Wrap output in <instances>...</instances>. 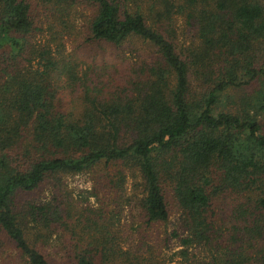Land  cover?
Listing matches in <instances>:
<instances>
[{
  "label": "trees",
  "instance_id": "1",
  "mask_svg": "<svg viewBox=\"0 0 264 264\" xmlns=\"http://www.w3.org/2000/svg\"><path fill=\"white\" fill-rule=\"evenodd\" d=\"M35 1L0 0V264H159L170 240L176 264H264V0ZM81 11L123 66L63 53ZM129 204L173 227L118 235Z\"/></svg>",
  "mask_w": 264,
  "mask_h": 264
},
{
  "label": "rangeland",
  "instance_id": "2",
  "mask_svg": "<svg viewBox=\"0 0 264 264\" xmlns=\"http://www.w3.org/2000/svg\"><path fill=\"white\" fill-rule=\"evenodd\" d=\"M35 0H31L32 3H34ZM37 1H35L36 3ZM40 7H37L35 10V13H40ZM82 15L77 18L75 21L76 29L78 30L77 35L74 37V39H67L65 41V46L63 53H70L73 58L78 60L83 67H85L87 64H90V69H95L96 71H99L103 69L105 72L108 71V63H114L116 64H122V56L119 54L120 52L117 50L110 49L107 45H99L94 42H90L86 40V36L83 34V26L86 21V11L80 12ZM177 24L180 27L181 20L177 19ZM181 27L179 28V30ZM35 42L37 43H43L44 42V36H36ZM138 53L140 55L145 54L147 51L143 48H138ZM142 49V50H141ZM135 55V52L127 51L124 53L123 58L124 62L127 60H132L133 56ZM65 93L64 92H60ZM70 99L69 95L66 93V95L62 96L61 105L63 108H67L70 106ZM134 179L128 178L124 184L125 190L124 192L129 195L132 193V185L134 183ZM66 188L70 190L71 195L74 200L78 201V206L83 202V198L85 199L86 191L89 190L90 186L92 185L91 175L86 173H78L74 175L67 176L64 180ZM133 194H136V192H133ZM46 195V190L44 191H38L33 192L31 194V197L37 200H42V198ZM88 203H90L93 207L97 208L98 203L94 201V197H87ZM134 201V199H133ZM215 203H219L215 202ZM111 209V205L108 204L105 207V216H108V210ZM169 218L167 222L165 223H154L151 228H146L145 225L141 223V219L138 217V211L137 206L134 204L125 205L122 209L117 211L115 214V217H118L117 220L114 218V229L117 234L119 235H129L132 233V237H136V233L134 232L135 229H139L144 233H148L151 236H157V238H161L165 232H169L171 228L173 227V223L175 222V218L177 213L174 211H171L169 214ZM108 219V217H107ZM159 241V239H157ZM180 246L177 245L176 241L170 240L166 246H161L159 249H155L154 255L156 259L158 260L159 264H176L179 255L177 254L178 249ZM5 252H7L9 255H12L10 250L8 248H5ZM187 253L189 257H193L195 259H202L205 257V252L198 246L189 247L187 249ZM4 253L1 255L3 256Z\"/></svg>",
  "mask_w": 264,
  "mask_h": 264
}]
</instances>
